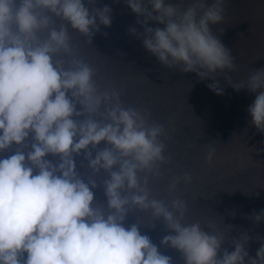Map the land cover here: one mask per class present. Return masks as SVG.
I'll list each match as a JSON object with an SVG mask.
<instances>
[{
    "label": "clouds",
    "instance_id": "1",
    "mask_svg": "<svg viewBox=\"0 0 264 264\" xmlns=\"http://www.w3.org/2000/svg\"><path fill=\"white\" fill-rule=\"evenodd\" d=\"M93 4L0 0V153L16 146L0 159V264H172L141 234L139 221L124 226L129 213L149 210L174 233L161 245L179 251L185 264H264V243L250 257L247 232L229 252L215 225L205 231L199 222H183L185 201L152 196L149 178L168 159L163 125L125 107L119 90H101L95 68L71 41L69 27L91 43L100 25L111 26V7ZM126 4L144 28L143 47L160 64L210 79L209 89L223 94L218 77L231 80L226 73L238 70L210 27L223 21L225 0H191L187 7L166 0ZM149 21L157 26L148 27ZM129 31L136 34L135 28ZM231 87L255 94L247 111L250 124L264 134V68ZM101 142L105 147L97 150ZM214 151L209 148L207 161ZM49 154L58 162L47 159ZM81 154L89 170L86 182L73 159ZM181 179L192 177H176L169 192ZM100 186L106 205L94 199L92 189ZM253 217L264 221V210Z\"/></svg>",
    "mask_w": 264,
    "mask_h": 264
}]
</instances>
